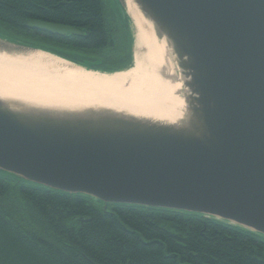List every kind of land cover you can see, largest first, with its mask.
Listing matches in <instances>:
<instances>
[{
    "label": "water",
    "instance_id": "95a60500",
    "mask_svg": "<svg viewBox=\"0 0 264 264\" xmlns=\"http://www.w3.org/2000/svg\"><path fill=\"white\" fill-rule=\"evenodd\" d=\"M121 13L126 0H117ZM181 71L176 125L0 99V172L46 189L202 215L264 237V0H132ZM28 30L81 36L28 21ZM0 50L39 48L0 38ZM91 72V71H88Z\"/></svg>",
    "mask_w": 264,
    "mask_h": 264
},
{
    "label": "trees",
    "instance_id": "16d2710c",
    "mask_svg": "<svg viewBox=\"0 0 264 264\" xmlns=\"http://www.w3.org/2000/svg\"><path fill=\"white\" fill-rule=\"evenodd\" d=\"M112 6L103 0H0V25L86 70L114 73L133 65V38L129 17L117 0ZM30 20L81 36L30 31ZM0 264H264V237L202 215L105 207L0 172Z\"/></svg>",
    "mask_w": 264,
    "mask_h": 264
},
{
    "label": "bare ground",
    "instance_id": "6f19581e",
    "mask_svg": "<svg viewBox=\"0 0 264 264\" xmlns=\"http://www.w3.org/2000/svg\"><path fill=\"white\" fill-rule=\"evenodd\" d=\"M125 6L135 29L133 68L108 74L85 72L45 53L0 50V99L14 107L55 114L103 110L180 123L185 106L179 95L181 82L172 74L171 47L156 37L154 26L132 0H126Z\"/></svg>",
    "mask_w": 264,
    "mask_h": 264
},
{
    "label": "rangeland",
    "instance_id": "374dc122",
    "mask_svg": "<svg viewBox=\"0 0 264 264\" xmlns=\"http://www.w3.org/2000/svg\"><path fill=\"white\" fill-rule=\"evenodd\" d=\"M103 3H104V5H106L110 9V11H111V9H112V11L114 10V6H112V5L115 4V0H103ZM116 8H115V14L117 15V9ZM115 14H113V17H115V19H117ZM129 27H130V30H131L132 38L135 40V38H134L135 37V29L133 27V23H132L131 19H130ZM0 36L2 38H4V39H8V40L11 39V40L18 41V42L20 41L19 38L14 37L12 33L8 32V30L6 28H4L3 26H1V25H0ZM132 49L134 51V46L132 47ZM175 61H176V59L175 60L173 59V61H171V69H173L172 74H173V76H175V79H177V80H179L181 82V80H183V78L181 76V71H180V69H178L177 64H176ZM131 68H133V66ZM180 90H181V93H184L182 84L180 86Z\"/></svg>",
    "mask_w": 264,
    "mask_h": 264
},
{
    "label": "flooded vegetation",
    "instance_id": "af4514ba",
    "mask_svg": "<svg viewBox=\"0 0 264 264\" xmlns=\"http://www.w3.org/2000/svg\"><path fill=\"white\" fill-rule=\"evenodd\" d=\"M0 38H2V37L0 36ZM2 39H4V38H2ZM4 40H6V41H11V42L16 43V44H19V45L24 43V42H21V41H20V42H15L14 40H11V39H9V40H8V39H4ZM42 45H44V44H42ZM42 45H41V46H42ZM49 47H50L51 49L54 48V47H51V46H49ZM55 49H57V48H55Z\"/></svg>",
    "mask_w": 264,
    "mask_h": 264
}]
</instances>
